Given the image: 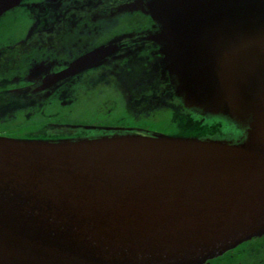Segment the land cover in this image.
Returning <instances> with one entry per match:
<instances>
[{
	"label": "water",
	"instance_id": "95a60500",
	"mask_svg": "<svg viewBox=\"0 0 264 264\" xmlns=\"http://www.w3.org/2000/svg\"><path fill=\"white\" fill-rule=\"evenodd\" d=\"M146 9L184 108L241 136H0V264H201L264 233V0Z\"/></svg>",
	"mask_w": 264,
	"mask_h": 264
},
{
	"label": "flooded vegetation",
	"instance_id": "af4514ba",
	"mask_svg": "<svg viewBox=\"0 0 264 264\" xmlns=\"http://www.w3.org/2000/svg\"><path fill=\"white\" fill-rule=\"evenodd\" d=\"M148 2L6 0L0 12V136L56 141L181 134L174 117L190 119L194 112L184 108L163 68L153 40L159 24L146 13ZM104 47L114 50L66 78L50 79ZM162 115L169 117L170 132L145 123ZM201 264H264V233Z\"/></svg>",
	"mask_w": 264,
	"mask_h": 264
},
{
	"label": "trees",
	"instance_id": "16d2710c",
	"mask_svg": "<svg viewBox=\"0 0 264 264\" xmlns=\"http://www.w3.org/2000/svg\"><path fill=\"white\" fill-rule=\"evenodd\" d=\"M179 112V110H178ZM174 121L178 126H181V134L179 136H193L201 139L204 138H233L226 134L227 131H235L237 134V129L231 126L230 123L218 120L217 122H209L208 120L202 119L198 114L194 113L192 118H185L184 115L177 114L174 117ZM216 123V124H215ZM218 123V124H217ZM221 124V126H220ZM217 127H216V126Z\"/></svg>",
	"mask_w": 264,
	"mask_h": 264
},
{
	"label": "rangeland",
	"instance_id": "374dc122",
	"mask_svg": "<svg viewBox=\"0 0 264 264\" xmlns=\"http://www.w3.org/2000/svg\"><path fill=\"white\" fill-rule=\"evenodd\" d=\"M158 116V115H157ZM156 116V119L154 121V119L152 120H146L147 122H145L148 126H150L151 128L154 129H158L164 132H170V129L168 128V119L169 117L166 115H162L160 118H158ZM5 125H0V130L4 127ZM178 132L181 129V126H178ZM21 133V132H18Z\"/></svg>",
	"mask_w": 264,
	"mask_h": 264
}]
</instances>
